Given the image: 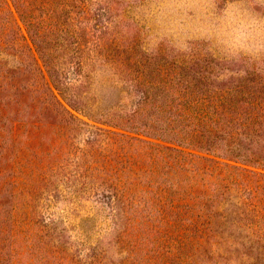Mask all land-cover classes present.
Wrapping results in <instances>:
<instances>
[{
  "label": "rangeland",
  "instance_id": "1",
  "mask_svg": "<svg viewBox=\"0 0 264 264\" xmlns=\"http://www.w3.org/2000/svg\"><path fill=\"white\" fill-rule=\"evenodd\" d=\"M3 2L39 71L0 54V264H264L240 203L264 197V0H58L48 22L38 1L43 52ZM122 145L146 153L128 177L105 157ZM233 167L251 193L202 186Z\"/></svg>",
  "mask_w": 264,
  "mask_h": 264
},
{
  "label": "trees",
  "instance_id": "2",
  "mask_svg": "<svg viewBox=\"0 0 264 264\" xmlns=\"http://www.w3.org/2000/svg\"><path fill=\"white\" fill-rule=\"evenodd\" d=\"M18 1L17 8L19 11V6L20 8H22V12L24 13V15L26 14V18L28 17V31L32 37V41L35 45H37L38 51L39 52H43L42 47L39 45V43L41 41H39V30H41V22H35L33 21V17H31V15H27V12H30V8L35 6V2L40 1L42 4H44V6H48L47 7V13H46V18L44 20V22H48L49 19H52L53 17V12L51 9L52 4L55 1L58 0H16ZM51 10V12H50ZM21 13V11H20ZM32 31V34H31ZM34 34V35H33ZM36 37V39H38V41H36V39L34 37ZM0 54H6V55H13L14 57H16V60L18 62V65H16L15 67L17 68V76L22 77L26 74L27 68H25V66L30 68V71H39V69L37 68L38 64L35 60V58L32 56L30 48L28 47L25 37L20 33L19 28L16 26L15 21L13 20L11 14L9 13L8 9L6 8L3 0H0ZM43 58V56H42ZM45 62V61H44ZM46 67H49V63H45ZM24 66V67H23ZM31 66L35 67L34 69L31 68ZM51 71H54V74L51 73ZM51 78H52V82H54L55 87L62 93L63 96H66L69 94L68 90L69 89H74V88H78V86L75 85H68L66 83H64L60 77L59 74L56 72V70L52 67L48 70ZM44 79V77H43ZM38 84H40L38 82ZM41 85V84H40ZM44 91H43V89ZM41 89H42V94H46V99L48 96V100L50 102V104L56 105V103L58 104L59 102L56 101L55 96L52 94L50 88H46L45 89V85L42 84L41 85ZM80 96V93L76 95V97L74 96V98L77 99V97ZM55 99L56 102H54L53 100ZM75 100V99H74ZM76 101V100H75ZM60 105V104H58ZM72 117V116H71ZM211 115L210 114H205L203 115V120L210 118ZM74 121H76V119H74ZM114 145L117 144V142L113 143ZM122 144V143H121ZM140 148H133V150L131 151L128 148H131L132 145H128L127 147H124L123 145L119 148V149H112L110 150L111 155H106L105 157L110 158V160H116L118 163L120 162L121 164V168H122V174H125V177H128L134 169L133 166H140L142 164L145 163V160L142 158V155H146V153L144 152V149L141 147V145H139ZM138 146V147H139ZM170 152L173 151V149H169ZM142 158V159H141ZM206 161V160H204ZM203 161V162H204ZM108 163V162H107ZM129 163V164H128ZM157 165V160L153 159L151 161V165ZM156 168L159 167V165L155 166ZM206 168H199L197 167V170H205ZM223 169V168H222ZM235 170V171H234ZM240 169L237 167H233L231 171L226 172V173H222V172H218L217 176L215 177V181H211L209 182L207 179H202L204 180L202 183L203 187H213V189L215 191L220 192V194H225L222 193V188L223 189H230V187L233 185V187H235L236 190H238L239 192L245 191V192H250L253 191V189L251 187H248L247 189L249 191H247L246 189H244V187L247 185L245 179H239V177H236V171H239ZM241 176H246L244 172H239L238 173ZM232 177V178H231ZM247 177V176H246ZM206 181V183H205ZM178 194L181 193L180 190H177ZM177 192H174L173 194H177ZM198 194L200 195H193L189 198L190 201H194V204H189V211L192 215L194 214V212H198L196 213L195 217L198 218V222L200 224V226L198 227V232L200 233L199 235V239H202L203 236H208L212 231H213V224H212V218L211 216L207 215V213L205 212L206 207L208 206V203L214 201V194L212 193H208L206 194L205 192H199ZM128 198V197H126ZM182 199V198H181ZM245 199L247 200H243L242 202L240 201V203L245 204V206L248 207V213L247 214H253V216L257 217V220L255 222H257V225H260L264 231V208L261 207V204L264 203V197L262 195V197H258L256 195L253 196H247ZM173 201H171L172 203ZM186 204V205H188ZM185 205V206H186ZM238 205V201L234 204V206ZM178 204L177 203H172V207L174 208H178ZM241 206V205H240ZM237 206V209H240L241 207ZM176 214V213H175ZM194 221V220H192ZM125 235H127V232L124 231L123 232ZM260 239L264 240V232L262 233H258Z\"/></svg>",
  "mask_w": 264,
  "mask_h": 264
}]
</instances>
